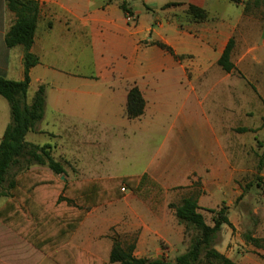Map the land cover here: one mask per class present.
<instances>
[{"label":"crops","instance_id":"0c3cea01","mask_svg":"<svg viewBox=\"0 0 264 264\" xmlns=\"http://www.w3.org/2000/svg\"><path fill=\"white\" fill-rule=\"evenodd\" d=\"M128 1L133 22L127 20L118 0L111 3L107 0H40L31 48L39 64L30 70L28 102L31 103L39 87L44 86L46 108L37 130L29 132L26 141L44 146L49 145L41 143L45 136L68 137L62 140L63 144L51 145L52 156L65 167L64 175H53L46 166H35L29 171H47L61 184L76 180L142 178L137 192L123 189L124 197L120 200L88 210L71 238L72 245L105 262L110 258L117 236H135L131 243L118 241L123 246L135 244L137 258L159 259L171 251L175 214L169 209L170 203L164 200L159 207L154 197L158 191L148 198L142 193L150 187L167 190L181 178L182 174L170 172L159 157L169 146L168 142L176 140L175 117L171 125L165 126L168 130L162 132V146L144 161L140 173L115 175L118 169L135 166L133 159L126 158L130 152L143 150L146 143L160 134L161 121L155 118V111L161 108L160 101H181L179 111L190 109L194 84L206 85L212 75L219 77L220 82L224 81V75L233 76L234 73L223 71L218 61L234 39L231 59L236 71L248 84L254 85L264 102L263 4L245 13L244 4L227 0L239 12L225 16L218 6L220 0ZM169 4L172 6L164 8ZM189 5L206 10L208 19L192 21L186 14ZM16 20L8 1L0 0V76L23 81L24 48H8L6 44V36ZM154 42L168 45L175 55L160 49ZM135 86L146 101L145 112L139 118L129 119L125 113L128 93ZM11 119L10 105L0 95V145ZM54 123L64 128L51 130L50 125ZM21 174L11 171L2 189L0 209L10 204L8 209L5 207L6 219L17 218L20 213L26 215L19 205L35 200L26 192L28 185L17 187L22 200L11 190V182ZM60 197L64 198L62 191L57 199ZM48 200L51 199L40 198L38 204ZM64 204L71 213L79 211L75 200ZM53 205V210H57L60 203ZM27 220L31 222L30 217ZM22 228L26 236L0 220V264H57L26 238L35 234V230L25 225ZM161 241L168 244L165 249L161 248Z\"/></svg>","mask_w":264,"mask_h":264},{"label":"trees","instance_id":"16d2710c","mask_svg":"<svg viewBox=\"0 0 264 264\" xmlns=\"http://www.w3.org/2000/svg\"><path fill=\"white\" fill-rule=\"evenodd\" d=\"M10 9L16 13L17 20L6 36L8 48L22 46L24 48V80L12 81L0 76V95L9 103L11 109V123L7 127L0 145V197L2 189L8 183L10 172H22L10 185L17 198L22 200L17 187L29 186V192L35 200L26 205H19L25 210L26 215L20 213L17 218L6 219L5 209L10 204L6 203L0 209V220L17 233L23 234L22 226L35 230L27 239L41 250L45 255L57 264H107L103 259L87 252L86 250L71 244V238L82 224L86 213L93 207L100 206L110 201L120 200L124 197L123 189L137 192L142 178L120 177L101 181L76 180L66 184L57 183L55 176L64 175L65 167L52 156L51 145L38 146L26 141L29 132L37 130V125L43 120L46 108L45 87L40 86L31 103L28 102L30 87V70L39 64V58L31 52L35 41V33L40 15V0H7ZM115 0H107L111 3ZM120 7L126 15H133L128 0H118ZM235 4H244L245 13L250 12L253 6L263 4L264 0H231ZM172 6L166 5L164 8ZM147 9L150 10L149 7ZM187 16L194 22H204L208 19V12L194 5L186 9ZM165 52L175 55L168 45L162 42H154ZM235 41L231 39L218 65L226 73H233L236 67L232 62V53ZM146 101L141 90L133 87L129 90L126 116L129 119L141 117L145 112ZM245 132L247 129H240ZM46 166L53 175L47 171L31 172L32 166ZM264 169V153L259 158L258 176L260 182L264 178L260 176ZM64 193L61 200L59 192ZM23 194V192H22ZM48 198L49 202L38 204L40 198ZM14 198V197H13ZM19 200V201H20ZM76 201L79 211L71 213L66 208L65 202ZM60 203L57 210H53V203ZM6 207V208H5ZM177 220L186 228L197 231V235L191 240L188 250L176 258V264H235V262L216 249L217 238L224 225L232 226L227 214V207L219 211L213 210L216 217L213 226L206 223L204 216L199 212L200 206L196 197H186L180 204H169ZM65 213V214H63ZM31 222L28 223V218ZM49 223H44L45 221ZM62 221V222H61ZM61 222V223H59ZM53 225L55 228H53ZM49 226V228H48ZM247 242L256 248L264 247V239L251 236ZM135 244L123 246L118 240H114L109 262L119 264H171L164 258L148 259L134 256Z\"/></svg>","mask_w":264,"mask_h":264},{"label":"rangeland","instance_id":"374dc122","mask_svg":"<svg viewBox=\"0 0 264 264\" xmlns=\"http://www.w3.org/2000/svg\"><path fill=\"white\" fill-rule=\"evenodd\" d=\"M218 6L225 16L239 12L227 0H220ZM233 73V76L224 75L223 82L212 75L206 85L194 84L190 109L179 111L181 101L161 100V108L155 111V118L161 121L160 134L146 143L143 150L130 152L126 158L133 159L135 166L118 169L115 175L140 173L144 161L162 146V132L168 130L165 126L171 125L175 117L176 140L168 142L169 146H164L159 157L170 172L182 174L181 178L167 190L150 187L142 196L148 198L158 191L154 197L159 207L164 200L178 205L186 197H196L199 212L210 226L216 217L212 211L227 207L232 226H223L216 249L235 264H264V247L256 248L247 242L248 236L264 239V182L257 179L259 158L264 153V102L253 84H248L237 71ZM62 128L59 123L50 125L51 130L61 131ZM240 129L247 131L240 132ZM67 137L48 135L41 138V143L54 147L57 143L63 144L62 140L66 141ZM260 176L264 178V169ZM173 226L171 251L161 258L176 264V258L188 250L197 231L186 228L176 217ZM134 237L116 238L122 243H131ZM167 245L160 242L163 249ZM105 260L111 264L109 257Z\"/></svg>","mask_w":264,"mask_h":264},{"label":"built area","instance_id":"2783aa9c","mask_svg":"<svg viewBox=\"0 0 264 264\" xmlns=\"http://www.w3.org/2000/svg\"><path fill=\"white\" fill-rule=\"evenodd\" d=\"M127 20H128L129 22H133V21H134L133 16H131V15H127Z\"/></svg>","mask_w":264,"mask_h":264}]
</instances>
